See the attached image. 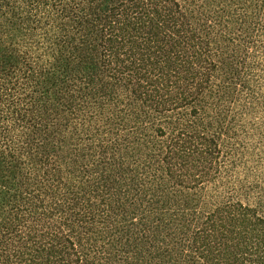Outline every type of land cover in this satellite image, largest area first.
Listing matches in <instances>:
<instances>
[{
	"label": "trees",
	"instance_id": "16d2710c",
	"mask_svg": "<svg viewBox=\"0 0 264 264\" xmlns=\"http://www.w3.org/2000/svg\"><path fill=\"white\" fill-rule=\"evenodd\" d=\"M0 264H264V0H0Z\"/></svg>",
	"mask_w": 264,
	"mask_h": 264
}]
</instances>
